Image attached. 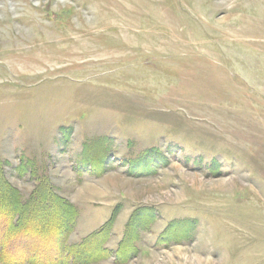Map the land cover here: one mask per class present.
<instances>
[{"label":"rangeland","instance_id":"obj_1","mask_svg":"<svg viewBox=\"0 0 264 264\" xmlns=\"http://www.w3.org/2000/svg\"><path fill=\"white\" fill-rule=\"evenodd\" d=\"M0 174L68 244L152 209L81 264H264V0H0Z\"/></svg>","mask_w":264,"mask_h":264},{"label":"trees","instance_id":"obj_2","mask_svg":"<svg viewBox=\"0 0 264 264\" xmlns=\"http://www.w3.org/2000/svg\"><path fill=\"white\" fill-rule=\"evenodd\" d=\"M159 160L158 158L150 159V164L147 163L148 161H145L143 164L145 169L142 172L153 174V165L160 164ZM43 186L45 189L39 195L34 190L27 199L21 200L18 191L10 186L4 178L0 177V252L6 250L9 255L16 254L13 260H9L1 254L2 264H68L70 262L81 264L85 261L90 262L94 259L105 258L108 255H115V260L121 263L127 261L134 254L136 247L132 244L135 237L133 231L142 225V223L146 224L148 217L144 213L147 210H152L151 208H140L141 213L138 210L130 218L125 229L126 235L121 242V247H124V249L119 248L114 251L105 249L102 246V242L108 237L112 223L110 220L99 231L91 233L81 242L68 244L67 235L73 223L71 216H74L75 211L70 203L64 201L49 187L46 181L43 183ZM44 216H51L53 218L48 225V229L51 228L52 230H49L45 235H43L44 233L41 232V228L38 226V221L42 218L44 221ZM47 222H49V219H47ZM103 234L105 235L103 236ZM20 238L26 248V251L23 253H20L17 248L18 245L14 242L15 240H20ZM36 238L37 240H41L42 238L48 246H45L43 250L40 247V251L34 253L30 247L36 242ZM46 240L51 242L48 243ZM92 242L96 243V246L98 245L99 254L93 259L88 257L91 255L89 244ZM45 249L47 250L45 251ZM49 249H51L50 251L53 254H49ZM43 252L47 253H45L46 256L42 255ZM119 253L127 254L124 257ZM40 257L41 259L43 257V259L39 260Z\"/></svg>","mask_w":264,"mask_h":264}]
</instances>
